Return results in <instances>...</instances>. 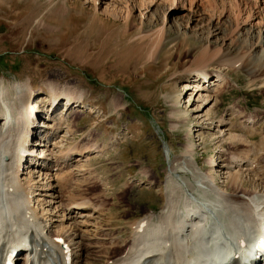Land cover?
I'll return each mask as SVG.
<instances>
[{"label":"rangeland","instance_id":"rangeland-1","mask_svg":"<svg viewBox=\"0 0 264 264\" xmlns=\"http://www.w3.org/2000/svg\"><path fill=\"white\" fill-rule=\"evenodd\" d=\"M110 1L99 0V6L95 7L94 0H0V82L8 87L28 85L33 90L48 84L61 99L71 94L72 98L80 99L79 103L86 101L83 110L74 109L65 115L67 121L58 129L57 139L63 140L65 151L79 150L67 145H84V140L88 142L79 146L81 149H102L98 155H88L85 161L74 163L85 170L72 180L77 200L95 201L100 207V214L93 216L95 221L89 222L92 226L85 227L91 236L98 237L91 242L97 247L88 249L95 257L85 264H101L107 260V253L121 255L124 246L121 252L99 238L116 237L120 246L130 242L135 222L165 206L171 182L177 186L191 180L194 184L190 168L214 174L220 169L212 167L211 161L224 149L232 153L230 156H242L250 148L255 149V154L258 147L264 148V73L256 71L251 76L242 70L228 72L229 84L219 86L224 92L215 104V113L219 110L216 121L232 104L234 109L229 117L235 124L232 123L231 133L240 138L248 136L250 144L245 147L241 142L218 143L210 136L214 132L209 130L211 125L197 121V116L205 113V110L196 112L201 104L198 96L193 95L185 104L191 91L184 100L188 90H182L181 85L189 84L180 76L181 69L196 65L195 49L200 44L192 47V43L197 27L193 23L187 25L184 21L187 17L183 19L181 24L187 25L189 35L182 37L179 32L182 38L178 44L168 40L159 60L147 61V48L139 40L145 28L150 26L163 40L172 39L176 34L173 29L177 27L167 37L162 35L166 28L161 34L158 31L165 16L171 15L168 6H151L143 10L145 17L141 18L134 5L132 17L127 19L123 12L121 18L104 13L105 2ZM198 11L203 18L211 19L204 3ZM152 15L157 16V24L151 23ZM205 35L206 31L202 36ZM146 41L150 47L151 40ZM251 44V41L244 42V49H250ZM212 72L211 77L215 78L216 73ZM49 95L47 92L33 97L40 107ZM62 109L57 108V116L62 114ZM253 115L256 123L247 122ZM239 125H245V129H235ZM254 129L257 137L251 136ZM196 133H203L204 139L197 138ZM73 135L74 139H68ZM50 141L53 148V140ZM261 156L264 158V151ZM261 156L257 160H262ZM54 164L49 165V170L54 169ZM254 174L257 176L251 178L256 184H245L248 195L260 193L264 187V180H259L264 172ZM216 179L220 185V176ZM48 183L45 181V188ZM227 190L235 193L230 184ZM93 225L100 226L99 230L93 232L96 229Z\"/></svg>","mask_w":264,"mask_h":264},{"label":"bare ground","instance_id":"bare-ground-1","mask_svg":"<svg viewBox=\"0 0 264 264\" xmlns=\"http://www.w3.org/2000/svg\"><path fill=\"white\" fill-rule=\"evenodd\" d=\"M120 1L105 2L104 13L118 18L124 13V18L130 19L133 13L131 6L135 5L142 18L145 17L143 10H148L151 6L160 7L162 4L168 6V11H171V15L165 16L159 24L160 29L159 27L157 29L161 34L166 28L162 35L167 37L173 27H177L173 29L176 34L172 39L163 40L156 33L157 31H152L150 26L141 34L143 36L139 40L144 42L143 46L147 48V61L159 60L168 40L178 44L184 35H189L186 31L189 23L197 27L193 34L194 42L191 41L194 43L192 47L198 45L197 43L200 44L196 46L198 49H195L198 54L195 59L196 65H193L194 68L189 66L181 69L180 73L182 79L189 81L186 86L181 84L182 90L186 88L188 90L184 100L191 91V96H188L185 104L189 103L193 95L198 96L201 104L196 112L205 110V113L198 115L197 121L211 125L209 130L214 132L210 136H214L218 143L241 142L239 144L247 147L250 142L248 136L240 138L231 133L234 129L232 123L235 124V120L229 117L234 109L232 104L229 105L226 113L219 115L217 121L219 110L215 113V104L224 92L219 86L230 82L228 79L230 70L235 72L242 70L251 76L258 72L264 73V0H165L166 3L163 0H123L124 2L121 3H124V8H121ZM203 3L211 19L203 18L199 13L198 9ZM93 4L97 7L100 2L94 0ZM243 8L248 10L245 12ZM185 12H188V15ZM176 13H179L178 17L175 16ZM185 18L184 21L188 22L186 26L181 24ZM157 21V16L152 15L151 23L157 24ZM204 31H206L205 37L202 36ZM179 32L182 37L178 35ZM146 39L151 40L150 47L145 44ZM248 41L252 44L250 49L245 50L243 45ZM182 42L187 43L185 40ZM212 71L216 73H214L215 78L212 76L211 81L208 80V84L203 85ZM47 92L50 95L46 102L44 101L48 109L44 112L45 118H49V109H55L59 99L50 85L33 90L28 85L8 87L0 82V264H6L13 250L29 246L23 243L30 234L36 238V247L29 256L27 255L28 257L25 254L20 255L16 264H19V260L22 261L20 264H66L70 255L74 258L72 264H85L95 257L88 253V249L97 247L91 242L98 237L91 236L93 234L85 227L92 226L89 222L95 221L96 218L93 216L96 213L100 214V207L95 201L77 200V193L72 190L71 185L77 173V176H81L85 171L74 163L85 161L88 155H98L102 149L96 147L81 149L88 142L87 140H84V145L71 146L64 143L67 140L65 139L63 142L65 145L79 148V150L65 151L61 144L63 140L57 139L58 129L67 121L65 115L74 110L73 104L77 103L78 99L66 94L67 111H63L52 120L42 119L43 124H38V127L37 124L36 126L32 124L31 129L29 125H14L19 118L15 111L18 110L20 113L25 110V114L30 112L29 109L36 111L39 105L33 96ZM81 104L85 106L86 101L82 100ZM41 106L40 104V108ZM54 113L57 112H51ZM74 118L77 119L75 116ZM254 118L255 115L248 118L249 121L247 119L244 121L254 123ZM4 120H7L5 126L7 125L8 128L2 126ZM42 127L50 128L46 133L54 136L53 148L48 138L44 140L31 138V133L42 132ZM240 128L245 129V125L235 127V129ZM256 130L251 132V136L257 137ZM73 133L75 134V131ZM246 133L250 132L246 130ZM202 134L196 133L197 138L203 140ZM74 136L68 139H74ZM30 140L35 144L34 147H28ZM100 145L102 144L99 143ZM32 148L36 149L33 151ZM258 148L256 154L255 149L250 148L242 156H230L232 153L222 149L219 159L214 157L211 161L212 167L217 166L220 169L214 171L217 175L201 173L190 168L194 184L191 180H185L177 186L171 182L172 189L168 188L165 206L135 222L133 238L130 242L120 246L116 237L109 239L110 237L106 238L105 235L106 237L99 238L109 242L111 248L115 250L121 249L122 252V247L125 248L121 255L107 253L105 256L107 260L101 264H197V259L202 255L205 257L200 264H240L246 259L253 260L254 255H247L253 253V243L249 239L250 231L253 228L257 229V219L264 216V187L260 193L256 192L249 196L245 184H254L255 181L251 176H257L254 173L258 171L264 172V158L261 156L264 148ZM259 156L262 159L260 161L257 160ZM39 157L43 159L39 160ZM52 161L55 162L54 172L53 170L51 172L46 165ZM25 163H28L26 171ZM21 166L23 173H20ZM217 176H220V185L216 183ZM259 180H264V177ZM45 181L49 182L46 188ZM227 184L233 186L235 193L228 192ZM65 192H67L66 196ZM196 208L209 212L207 221L194 222L199 218L192 212ZM46 218L49 225L51 224L49 230L44 225ZM93 227L96 228L93 232L100 228L95 225ZM55 229L58 231L55 232ZM260 234L264 237V233Z\"/></svg>","mask_w":264,"mask_h":264}]
</instances>
